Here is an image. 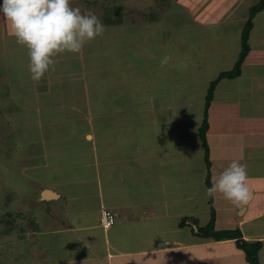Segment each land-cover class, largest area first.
<instances>
[{
  "label": "crops",
  "instance_id": "0c3cea01",
  "mask_svg": "<svg viewBox=\"0 0 264 264\" xmlns=\"http://www.w3.org/2000/svg\"><path fill=\"white\" fill-rule=\"evenodd\" d=\"M75 2L70 0L72 7ZM193 6L188 1L182 7L186 11H178L188 18L181 19L176 28L182 32L187 24L200 28L184 32L187 43L190 36L205 31L207 51L196 52L197 41L184 48L195 51L193 58L202 59L198 68L210 76L199 77L210 83L221 72L212 55L217 58L215 53L224 55L230 50L221 42L214 44L221 41L222 33L217 36L210 31L208 13L204 12L202 20L192 18ZM124 21L103 25L108 30ZM147 21L135 25L139 33L133 43L125 37L116 43L106 41L108 34L103 33L86 43L79 54L57 55L55 71L35 82L28 71L27 49L16 43L8 21L0 15L1 114L19 108L18 102L25 111L28 104L27 110L34 111L36 124L45 133L40 142L48 171L58 175L52 177L47 171L48 179H33L36 200L45 205L49 220L45 231L34 227L29 232L40 240V247L34 245L39 250L28 259L30 264H249L235 239L217 241L197 234V226L209 221V200L215 210V228H237L243 240L260 242L258 258L264 264V102L259 105V97H252L255 81L259 77L264 81V76L249 70L246 77L251 82H240L243 68L251 61L264 64V57L254 55L256 49L264 50V9L253 18L249 38L252 35L254 42L248 40L250 52L240 75L223 78L214 88L205 133L211 184L233 160L247 166L252 199L246 205L207 193L208 167L199 136L205 105L202 95L207 88L200 98L193 88L178 99L168 74L170 89L153 93L152 85H163L162 72L155 65H161L166 45L157 34L170 32V25L162 29L159 19ZM149 32L157 41L148 55L143 34ZM172 33L176 35L175 30ZM166 42L175 45L170 39ZM189 57L184 55V59ZM236 60L229 62V69ZM133 77H142L141 82ZM261 97L264 101V93ZM131 115L139 117L135 127L130 125ZM60 157L65 160L61 162ZM103 210L115 218L108 228L100 224ZM46 239H50L48 247Z\"/></svg>",
  "mask_w": 264,
  "mask_h": 264
},
{
  "label": "rangeland",
  "instance_id": "374dc122",
  "mask_svg": "<svg viewBox=\"0 0 264 264\" xmlns=\"http://www.w3.org/2000/svg\"><path fill=\"white\" fill-rule=\"evenodd\" d=\"M79 1L83 8V12L90 11L94 13L102 23H107L111 21V19L114 20V22H118V19H121L120 22L125 20L121 25L117 24L119 25L117 26L115 24L116 26L112 28L108 27L110 29L104 31V36L108 34L106 41L112 40L116 43L119 38L125 37L126 41L133 43L134 36L139 33V30L135 25H142L145 21V23L148 24L147 19H159L158 23H161L163 26L159 25L158 27L162 29L170 25V32L162 30L161 34H157V37L160 40L163 38L162 41L166 44L163 47V57H176L174 61L169 59L168 63L164 66L159 64L155 65L158 70L162 72L161 78L163 85L162 87L161 85L159 87H157V85H152V88L154 94L168 91V89H170V87H168L169 74L171 81L175 83V85H173V92H175V95L178 96L179 99V97L182 98L183 95H187L189 90H192L193 88L196 90L197 98H200V93L205 88L208 89L210 83L202 77H199L200 74L205 76L207 73L203 71V68H198V63L201 62L202 59H199L198 57L193 58L192 55L195 51H186L190 49L184 48L185 46H188V44H193L197 41L196 52L202 51L203 49L207 51V45L203 42L205 38L207 39L204 35L205 31L201 32L198 36H190V43H187L186 38H183L184 32L187 33L188 31H194L196 29L200 30V28L188 24L187 27L184 28V32L180 31L179 27L176 28L177 24L179 25V23H181V19L188 18L187 14L182 13L179 15L178 11H186V9L182 8L183 5H187L188 1H193L195 5L192 7V11H194L192 16L193 19L202 20L204 12L209 14L208 28L210 31L213 30L218 33L217 36H219V33H222V37L219 38L221 41L218 40L214 44L219 45L221 42L230 50L228 54L224 55L215 53L217 58L212 55L211 59L213 64L219 63V69L222 72V70H229L228 65L230 64V61L232 62V60H236L239 54L236 52H239L241 49L242 30L249 17V10L260 0ZM175 1L179 4H177L178 6L174 3ZM75 3H77L75 6L78 7L79 2L76 0ZM225 3L227 5H225ZM146 14H153V16L148 18L146 17ZM188 23L191 24V20ZM149 27L150 25H147L146 29ZM174 30L176 35L173 36L172 32ZM150 33L151 32L143 34V38L148 41L146 45L148 55L149 51L152 50L154 41H157V39H153L155 37ZM177 38L179 39V43H176ZM251 38L254 42V37L252 35L249 39ZM168 39L174 41L175 45L170 44V42L167 43L166 41ZM200 42L201 46H198V43ZM211 45L212 43L208 44V48H210ZM237 48H239L238 51H236ZM256 50L257 51L254 54L255 56L264 57V50ZM187 54H189L190 57L184 59V55ZM151 55H153V52ZM206 59L207 58H205V60ZM249 70H253L258 77L264 76V64L260 62L255 64L251 61V65L247 66L245 70L243 68L244 75L240 80L242 84L245 82L247 84L251 82L246 77V75L249 76ZM208 73L210 74V70H208ZM206 76L209 77L210 75ZM141 78L142 77H133L134 80L139 79L140 81L137 80L139 82H141ZM263 82V79H260L259 77L258 81H255L256 91L255 93H252L253 99L259 97V105L264 102L260 101L262 99L261 95L264 93ZM15 86L18 87V85ZM204 93L205 91H203V94ZM249 95L250 94H248V96ZM202 97H206V94L202 95ZM32 98L33 96H31L30 99ZM125 98L127 97L125 96ZM119 99L120 97H117L118 102H120ZM7 100L12 103L10 99ZM7 102L5 103V107L9 106ZM32 102L34 103L35 101L32 100ZM40 102H42L41 99ZM122 104L123 103L121 102V106H123ZM18 105H20L19 108L15 107V110L9 114H4L5 111L1 114L0 109V264H28V259H31V255H33L36 250H39L37 247H40L38 245V241L40 240L37 239V234L36 236H33L29 232H31L34 227L37 228V230L41 227L42 230L45 231L44 225L46 224L45 222H47L46 220H49V215L45 210V205L36 200L34 186L35 180L33 179H36L37 177L42 178L43 176L45 179H48L50 176L55 178L58 176L57 174L48 171V160L44 157L43 146L40 142L43 141L42 134L45 136V133L43 127L41 128L36 124V119L38 117L34 116L33 110H27L28 104L24 105L27 106V108H24L25 111L22 110L21 102H18ZM261 107H264V104L263 106L261 105ZM54 112L63 113L60 109H56ZM54 117L56 120L61 118L60 115H54L53 117L42 116V118L46 119H54ZM136 118L139 117L135 115L130 116L131 127L137 125ZM70 142L71 140H68L65 143ZM49 151L50 149L48 152ZM48 159L53 162V156H50ZM59 160L62 162L65 158L60 157ZM47 171L50 176L45 175L48 173ZM69 174L70 173H67L68 177ZM200 224H202V220H200ZM21 236H23V238H21ZM44 243H47L46 247H48L50 239H46Z\"/></svg>",
  "mask_w": 264,
  "mask_h": 264
},
{
  "label": "clouds",
  "instance_id": "9594fccd",
  "mask_svg": "<svg viewBox=\"0 0 264 264\" xmlns=\"http://www.w3.org/2000/svg\"><path fill=\"white\" fill-rule=\"evenodd\" d=\"M0 15L9 23L11 35L27 49L30 79L39 82L55 71V57L79 54L84 45L102 36L105 26L92 12L72 7L70 0H2ZM169 57L160 60L161 66ZM247 166L233 160L214 179L207 193L222 194L235 205H246L252 193L246 183Z\"/></svg>",
  "mask_w": 264,
  "mask_h": 264
},
{
  "label": "trees",
  "instance_id": "16d2710c",
  "mask_svg": "<svg viewBox=\"0 0 264 264\" xmlns=\"http://www.w3.org/2000/svg\"><path fill=\"white\" fill-rule=\"evenodd\" d=\"M264 9V0H260L257 4L253 5L249 10V17L246 20V23L244 25V28L242 30V36H241V49L239 52V55L237 57L236 62L234 63L233 67L229 70L220 72L215 79H213L207 89L206 97H205V105H204V115H203V121L199 128V136L202 142V145L204 147V160L207 164V174L205 183L208 188L212 186L211 180H210V162H209V156H208V148L206 146V127H207V115H208V108L211 104L214 88L216 87L217 83L223 79V78H234L240 75L241 73V67L242 64L246 58V56L250 52V46L248 43L249 39V32L253 26V18L254 16L262 11ZM153 14H146V17H152ZM126 19V18H125ZM118 22L121 21V19L117 20ZM109 22H114V20L111 19ZM209 209H210V218L207 224L197 226V234H199L204 239H213V240H228V239H235L237 246L243 251L245 260L249 264H261L258 258V252L261 247V243L258 241L255 242H248L242 239V235L240 233L239 229H226V230H217L215 228L214 222H215V210L212 207L211 200L208 202ZM191 220L197 224L196 218H191ZM198 225V224H197ZM22 237V236H21Z\"/></svg>",
  "mask_w": 264,
  "mask_h": 264
},
{
  "label": "built area",
  "instance_id": "2783aa9c",
  "mask_svg": "<svg viewBox=\"0 0 264 264\" xmlns=\"http://www.w3.org/2000/svg\"><path fill=\"white\" fill-rule=\"evenodd\" d=\"M115 221V218L111 211L103 210L100 217V224L104 228L110 227Z\"/></svg>",
  "mask_w": 264,
  "mask_h": 264
}]
</instances>
